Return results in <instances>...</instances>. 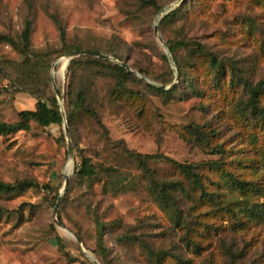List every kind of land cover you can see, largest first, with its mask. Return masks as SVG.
I'll return each instance as SVG.
<instances>
[{"label":"rangeland","instance_id":"1","mask_svg":"<svg viewBox=\"0 0 264 264\" xmlns=\"http://www.w3.org/2000/svg\"><path fill=\"white\" fill-rule=\"evenodd\" d=\"M141 1L0 0V35L10 36L17 43L24 23H30L29 57L35 67L28 79L36 86L40 71L46 67L41 61L44 58L50 60L46 72L50 90L54 92V85L60 98L64 95L69 63L62 76L54 73L56 63L71 52H64L71 46L106 54L113 60L105 61L118 66L116 61L125 63L134 72L118 98L111 95L115 88L113 79L102 76L95 68L83 73L88 79L78 83L94 98L93 107L101 113L108 139L89 116L78 113L74 146L71 142L72 158L67 156L66 141H57L61 134L64 136L63 125L41 128L31 122L29 131L0 137V181L30 180L49 188L0 194V264H81L83 251L65 232L79 237L85 251L98 261L91 252L97 247L94 217L105 225L106 264H154L136 241H117L129 235L138 236L154 251L178 255L180 264H264V218L249 220L237 212L242 225L231 227L233 218L208 214L210 207L206 205L191 210L190 202L179 198L181 220L190 228L186 235L154 202L147 181L121 158L118 141H124L127 149L137 153L159 152L177 163L198 164L215 159L202 149L191 147L183 138L185 127L209 125L219 132L218 142L226 150L227 163L233 160L234 172L262 188L250 200L264 203V127L254 122L243 127V121L231 112L229 101L224 98L227 95L233 103L244 102L242 87L231 93L214 91L210 99L188 94L175 65L162 61L164 49L153 29L159 12L169 7L177 9L187 0H154L159 11ZM158 23L164 42H198L218 60L239 68V75L250 84L264 81V0H206L203 9L192 3L183 18L163 27H158ZM60 28L64 31V43L60 40ZM178 55L182 59L185 52L179 51ZM23 59L15 48L0 43V122L19 121L18 114L33 110L37 101L18 81L22 77L14 64ZM46 73L43 71V77ZM22 74L26 75V71ZM156 78L165 81L166 88L173 85L174 97L166 99L147 87L162 85ZM224 79V90H228V71ZM7 82L12 84V91L3 89ZM61 103L63 107V100ZM261 104L264 105V97ZM79 154L89 157L94 164L112 166L123 173L129 171L124 190L115 194L103 190L100 183H77L73 168ZM68 162L71 170L65 175ZM149 168L160 182L179 179L168 161L152 160ZM64 176H68L70 186L62 192ZM208 177V187L213 189L218 176ZM220 190L227 201L241 200L225 186L221 185ZM202 212L205 214L200 220L206 228H197V214ZM186 236L199 245L198 250L185 246ZM55 237L63 240L73 261L58 250Z\"/></svg>","mask_w":264,"mask_h":264},{"label":"trees","instance_id":"2","mask_svg":"<svg viewBox=\"0 0 264 264\" xmlns=\"http://www.w3.org/2000/svg\"><path fill=\"white\" fill-rule=\"evenodd\" d=\"M206 0H187L183 6L170 11L158 23V27H163L171 21L186 16V12L192 8V3L197 7L205 8ZM143 5L152 7L155 11H159L160 7L154 0H142ZM60 40L64 43V31L59 29ZM30 23L26 21L24 27L19 34V42L10 36L0 35V43L5 46L15 48L20 56L24 59L20 63L14 65L20 69V77L18 80L24 90L34 95L37 101L34 104L33 110L22 111L18 114L19 121L12 123L0 122V137L15 134L21 131H29L30 123L33 122L41 128H47L51 125H56L59 128L62 126V115L59 110V105L56 100L55 93L50 90V79L47 76L49 61L42 59L46 63V67L40 71L39 85H35L28 78L30 70L35 67L32 63L30 54ZM167 48L171 54L173 63L176 67L179 78L184 83L185 91L193 96L210 99L214 91L233 92L234 89L242 87L243 95L246 96L244 102L241 100L233 103V99L229 101V107L233 114L237 115L243 121V127H249L254 122L255 125L264 127V105L261 104V99L264 97V81H259L256 84H250L246 79L239 75V68L233 66L230 62L218 60L217 57L210 52L205 46L195 41H166ZM80 50L78 46H71L64 52ZM98 52L96 50H93ZM179 51L185 52L184 58H180ZM46 58V56H45ZM116 58V57H115ZM162 61L167 65L165 55L161 56ZM48 64V65H47ZM95 68V69H94ZM92 69L101 72L102 76L113 79L115 88L111 95L121 97L126 90L125 82L132 79V74L128 73L123 67L113 65L108 61L94 57H79L72 59L67 67L66 74V90L61 97L65 119L68 126L69 136L74 146V126L78 113H83L89 116L96 127L108 139V133L101 121V113L93 107L94 98L85 86H80L79 80L88 79L83 77V73ZM26 71V75L22 72ZM43 71L46 77H43ZM227 71L230 73L231 79L228 83V90H224V78ZM172 75V71L170 70ZM157 82L165 86L166 82L160 78L155 79ZM8 83V82H7ZM6 85V87H5ZM3 89L7 92L12 91V84H5ZM25 87H27L25 89ZM147 87L154 93L161 94L166 99L174 97L176 89L163 90L154 85L147 84ZM11 89V90H10ZM183 138L187 144L193 148H200L205 153L213 155L215 159H209L198 164L177 163L159 152L153 155L137 153L126 148L124 141L116 142L121 148V158L126 161L131 168L133 167L144 180L148 183V192L153 197L154 202L162 212L169 216V219L174 223V226L186 231L189 235L190 228L188 224L181 220V210L178 207L179 198L190 202V208L196 209L199 206L206 205L210 207L208 214L225 216L228 219L233 218L234 225L241 226L242 222L236 217L237 212L241 213L249 220H261L264 218V203H255L251 201V197L262 191L254 182L241 178L234 172L235 165L231 160L227 163L226 150L223 144L218 142L219 132L209 125H189L184 128ZM58 143L65 144L64 136L61 134L57 139ZM79 161L75 163L73 168V178L77 183L94 184L100 183L103 190H110L112 193H118L124 190L123 183L130 177V172L123 173L112 166H103L92 163L87 156L79 154ZM152 160H161L170 162L175 168L179 179L172 182H160L155 173L149 168V163ZM240 162L236 160V165ZM208 174L218 176L215 187H208ZM221 182V184H219ZM225 186L231 191H235L241 200L227 201L225 194L220 190V187ZM70 186V182L66 187ZM49 189L47 185H40L37 182L30 180H21L15 182L0 181V194H17L27 189ZM67 189V188H66ZM67 191V190H66ZM29 209L31 205L26 206ZM237 209V211H235ZM2 211L0 209V218ZM205 212L198 213L199 221L197 228L205 227V224L200 220ZM201 216V217H200ZM60 221V218H58ZM181 221L183 224H181ZM96 230V245L97 247L91 251L98 259L100 264H106L108 250L103 244V236L105 225L94 217ZM53 228V226H52ZM198 230L195 229V233ZM79 238V237H78ZM80 239V238H79ZM81 240V239H80ZM117 241H136L154 264H180L182 260L178 255L168 252L154 251L147 243L138 236L129 235L121 236ZM55 242L58 250L65 256L67 260L73 261L65 251V244L62 239L55 237ZM185 246L192 247L195 251L199 249V245L189 236L185 237ZM80 250V249H79ZM81 264H92L84 254ZM77 261V260H76Z\"/></svg>","mask_w":264,"mask_h":264},{"label":"water","instance_id":"3","mask_svg":"<svg viewBox=\"0 0 264 264\" xmlns=\"http://www.w3.org/2000/svg\"><path fill=\"white\" fill-rule=\"evenodd\" d=\"M172 10H173L172 7H169V8H166V9L162 10L161 12H159L157 17H156V19H155V24H154V28L153 29H154L155 37L157 38L158 42L162 45V47L164 49V55L166 56L167 61L169 62V64L171 66H174L171 54H170L165 42L163 41V39L159 35L158 28H157L158 21L161 20L166 14H168ZM81 56L94 57V58H99V59H103V60H113L110 56H108L106 54H102V53L95 52V51H88V50L72 51V52H69V53L65 54L64 58L67 59V65H68L69 61H71L72 59H74L76 57H81ZM116 62L121 67H123L128 73H134L125 63L118 62V61H116ZM153 85L158 87V88H161L163 90H169V89H171L173 87V85L168 87V88H166L163 85H157V84H153ZM53 90H54V93H55V96H56L57 103L59 105V110H60L61 115H62L63 131H64V137H65V141H66V145H67V156H68V158H72V145H71V141H70V136H69L67 122H66V119H65V113H64V110H63V107H62V103H61L62 99L60 98L59 92L55 89L54 85H53ZM64 180H65V182H64V186H63V191L62 192H64L65 189H66V186H67V183H68V176H64ZM60 199H61V196L58 197L57 202H56V204L54 206L53 215L56 214V210H57L58 204L60 202ZM56 224L58 226H60L58 222ZM71 236H73V238L76 240V242L80 245V247H81V249L83 251V254H85L87 256V258L93 264H99V262L89 254V252L85 251V249L82 246L81 240L77 236H75L73 234H71Z\"/></svg>","mask_w":264,"mask_h":264},{"label":"bare ground","instance_id":"4","mask_svg":"<svg viewBox=\"0 0 264 264\" xmlns=\"http://www.w3.org/2000/svg\"><path fill=\"white\" fill-rule=\"evenodd\" d=\"M56 65H57V71L54 73V76H62L63 75V72H64V70H65V68H66V65H67V59H65V58H62V59H60L57 63H56ZM71 170V162H68L67 164H66V166H65V170H64V174L66 175H68V173H69V171ZM65 234L68 236V237H73V236H71V234H69V233H67V232H65Z\"/></svg>","mask_w":264,"mask_h":264},{"label":"built area","instance_id":"5","mask_svg":"<svg viewBox=\"0 0 264 264\" xmlns=\"http://www.w3.org/2000/svg\"><path fill=\"white\" fill-rule=\"evenodd\" d=\"M5 87H6V85H5Z\"/></svg>","mask_w":264,"mask_h":264}]
</instances>
